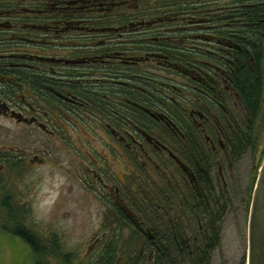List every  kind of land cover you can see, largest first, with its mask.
Wrapping results in <instances>:
<instances>
[{"label": "flooded vegetation", "instance_id": "af4514ba", "mask_svg": "<svg viewBox=\"0 0 264 264\" xmlns=\"http://www.w3.org/2000/svg\"><path fill=\"white\" fill-rule=\"evenodd\" d=\"M129 1L0 3V119L25 136L17 152L0 143V203L4 193L13 200L7 178L40 163L41 152L55 154L63 134L66 149L82 156L84 180L95 181L102 194L96 247L79 263L96 250L136 247L127 243L129 235L121 237L124 221L158 232L153 221L142 227L131 209L139 191L165 234L183 240L164 241L163 264H241V256H227L221 224L235 216L237 200L243 199L244 219L249 208L264 156V94L251 121L230 73L239 53H249V42L257 38L264 49L263 29L250 33L256 21L237 11L249 0ZM69 128H81L80 146ZM202 192L215 204L200 214L195 198ZM109 218L114 226L105 225ZM174 221L182 227L173 228ZM137 246L143 251L151 244ZM170 250L176 260L168 258Z\"/></svg>", "mask_w": 264, "mask_h": 264}, {"label": "rangeland", "instance_id": "374dc122", "mask_svg": "<svg viewBox=\"0 0 264 264\" xmlns=\"http://www.w3.org/2000/svg\"><path fill=\"white\" fill-rule=\"evenodd\" d=\"M4 1L10 2V0H0V2ZM135 1L144 5L150 3L157 6L160 3L167 4L177 0ZM17 2L27 3L32 1H11L12 4ZM262 68L264 73V60ZM3 127L4 129H2ZM69 132L73 134V145H79L76 138L78 134L82 133L81 128L74 130L69 128ZM60 135L63 134H58L55 154L51 155L46 153L47 151H43L39 154L41 157L40 163L23 172H16L12 177L7 178L6 186L10 187V191L16 193H13L12 201L4 196L7 199L4 207L0 203V211L4 209V215L0 213V264H35L28 245L17 235L1 228L2 222H5L7 226H11L21 218L28 227L41 233L44 239L50 234L59 237L62 251L74 252L77 255L76 262H80L87 251L92 252L96 247L97 234H94V232L99 229L100 221V217L96 213V207L102 205L100 201L102 198L101 189L95 181H92L94 186H91L84 180L85 175L81 171L82 166L80 164L84 161L79 158L82 156L76 154L74 150H67L66 146L63 145L64 140L59 139ZM24 138V132L18 125L13 124L9 119H0V143L4 141V145H11L14 148L13 151L17 152V148L23 144ZM15 156L18 157L19 155L16 154ZM13 161L18 163L20 160ZM240 165L238 173L240 177L239 192L246 184L249 158L244 157ZM45 201H48V203H45ZM243 203V199L237 200V213L235 216L229 214L228 216L231 218L227 217L225 224H221L224 234L222 246L231 249L227 252L228 257L234 259L235 256L239 259L241 256V261L243 258L241 264H245L247 247L246 219L248 211L244 210L246 213L244 219ZM11 209L14 211L20 209L24 213L11 217L8 213ZM231 219L235 225L230 223ZM105 222V225L114 226L110 218L106 219ZM120 230L121 237L125 240L130 233V229L123 226ZM56 259H52L51 264H63Z\"/></svg>", "mask_w": 264, "mask_h": 264}, {"label": "trees", "instance_id": "16d2710c", "mask_svg": "<svg viewBox=\"0 0 264 264\" xmlns=\"http://www.w3.org/2000/svg\"><path fill=\"white\" fill-rule=\"evenodd\" d=\"M11 1L12 0H10V2L4 1V4L11 3ZM31 1L33 2L35 0ZM39 1L49 2V0ZM240 10H242L243 16L245 15L249 20L256 21L255 24L253 23L249 25L248 28H250V33H253V35L257 36L258 30L263 29L264 35V0H249V3L246 4V6L244 4L242 6H239V8L237 9L239 14ZM239 34H241V32H239ZM248 45L249 53L247 55L239 53L237 61L234 62V65L232 67L230 77L245 110V113L251 117V121H254L261 111V100L264 89V77L262 68L264 49L260 48L257 38H255L252 43L249 42ZM242 139L243 138L240 137L239 142L242 143ZM201 164L202 163L200 162V165ZM254 172L256 174V169L254 170ZM200 176V188L203 190V188L207 186L208 181L207 173H205V170L200 171ZM143 194L144 192L142 194L139 193V191L137 192L136 202L130 204L134 206H131V209L132 211H134V213H136V219H138L142 227L148 226V222L153 221L154 223H156L155 227L158 232L147 234L145 231L142 232L138 229V224H136L137 222H133L132 220H130L128 223L124 221L131 230L127 243L134 245L136 244V247L128 250H122L118 253L117 251L112 249V247H108L104 250H96L94 251L92 256L88 257L86 264H115L118 259L121 261L116 264H163L162 260L164 253V241L167 240L170 243H183L181 234L175 232H170V234L168 235L165 234L161 220L159 218H155L154 216L152 217V213L148 211L146 196ZM5 198L4 202L1 203L3 207L4 203H7V199ZM8 200L12 201L10 197L8 198ZM195 200L197 202L196 209L199 210L200 214L206 212L208 213V211L212 210V204H215L214 201H209L208 195L205 196L203 192L197 199L195 198ZM190 202V208H195L193 207V198ZM247 205H249V202L247 203ZM185 210L187 211L188 208L185 207ZM17 211L19 213L12 209L9 210V216L14 217L15 215L24 213L23 210L20 209ZM1 215H4V213H1ZM210 216L212 217V215ZM206 217L207 221H209L210 219L208 214H206ZM200 218H203V215H200ZM209 224V227L216 228L217 240L213 241V243L218 242L219 226L215 224V218ZM121 226H123L122 223L120 224V227ZM167 227L171 228L170 225H167ZM178 227L182 226L178 223V221H174L173 228L176 229ZM1 228L5 231L10 232L11 234L17 235L28 245L35 264H51L52 259L55 260L56 258V260H59L63 264H83L82 262H76L77 255H75L74 252L62 251V245L58 239L59 237L50 234L46 239H44L41 233L32 229L31 227H28L22 218L16 220L15 223L11 226H7L5 222H2ZM200 242H202V240H200ZM140 243L151 244V247L143 249V251L139 250L137 245ZM168 258L170 260H176L177 256L172 255L170 250ZM170 264L175 263L170 262Z\"/></svg>", "mask_w": 264, "mask_h": 264}, {"label": "water", "instance_id": "95a60500", "mask_svg": "<svg viewBox=\"0 0 264 264\" xmlns=\"http://www.w3.org/2000/svg\"><path fill=\"white\" fill-rule=\"evenodd\" d=\"M245 264H264V156L257 171L248 208Z\"/></svg>", "mask_w": 264, "mask_h": 264}, {"label": "clouds", "instance_id": "9594fccd", "mask_svg": "<svg viewBox=\"0 0 264 264\" xmlns=\"http://www.w3.org/2000/svg\"><path fill=\"white\" fill-rule=\"evenodd\" d=\"M55 196V194H53ZM45 203H48V201H45Z\"/></svg>", "mask_w": 264, "mask_h": 264}]
</instances>
